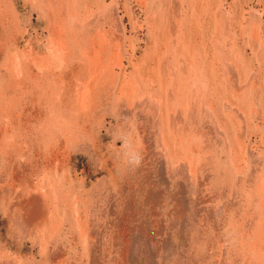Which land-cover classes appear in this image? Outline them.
<instances>
[{"label":"rangeland","instance_id":"1","mask_svg":"<svg viewBox=\"0 0 264 264\" xmlns=\"http://www.w3.org/2000/svg\"><path fill=\"white\" fill-rule=\"evenodd\" d=\"M0 264H264V0H0Z\"/></svg>","mask_w":264,"mask_h":264},{"label":"bare ground","instance_id":"2","mask_svg":"<svg viewBox=\"0 0 264 264\" xmlns=\"http://www.w3.org/2000/svg\"><path fill=\"white\" fill-rule=\"evenodd\" d=\"M74 20V19H73ZM175 51V50H174ZM66 58V57H65ZM68 91V90H67ZM75 91V90H74ZM59 92V91H58ZM197 93V92H196ZM38 100V99H37ZM85 102V101H84ZM148 102V101H147ZM157 102V101H156ZM85 105V104H84ZM81 106V105H80ZM155 106V105H154ZM155 108V107H154ZM65 110V109H64ZM177 134V133H176ZM6 149V148H5ZM45 195V194H44ZM261 231V230H260Z\"/></svg>","mask_w":264,"mask_h":264}]
</instances>
